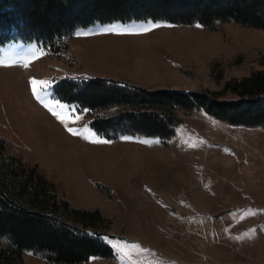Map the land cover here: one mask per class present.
<instances>
[{
    "label": "rangeland",
    "instance_id": "1",
    "mask_svg": "<svg viewBox=\"0 0 264 264\" xmlns=\"http://www.w3.org/2000/svg\"><path fill=\"white\" fill-rule=\"evenodd\" d=\"M153 24L160 27L151 28L152 42L145 38L135 42L138 58L131 55L136 46L131 48L129 40L111 45L122 48L117 50L124 55L122 59L129 58V64H134L129 75L103 77L124 79L142 87L220 92L226 82L245 78L252 70H264L260 61L264 57V32L238 25L209 32L197 26L167 23L94 24L76 31L72 39L77 41L80 36L111 27H133L123 32L135 34ZM103 44L96 41L94 46ZM89 46L92 45L81 44L76 48L86 51ZM151 46L157 51L164 49V61L170 60L179 72L153 57ZM74 48L72 44L70 50ZM68 49L69 45L67 52ZM40 50L43 49L35 43L0 46V64L12 65L0 66V123L8 129L18 151L62 181L67 198L72 180L79 182L81 177L74 174L66 178L61 170L44 164L43 159L48 154L58 156L61 147H67L72 155L78 152V147L99 148L94 163H100L90 164L87 172L92 174L91 184L97 191L101 192L93 181L112 188L109 200L101 192L106 210H94L99 211L103 220L96 224V231L105 234L103 240L113 248L115 256L94 258L87 264H264V216L251 215L245 210L253 206V201L256 206H264V192L254 194L245 186H251L254 178L264 180V130L227 126L204 113L192 112L183 115L180 125L183 133L195 129L211 138L212 147H195L196 141L191 143L192 147L167 145L163 147L162 157L155 150L140 148L138 155L131 151L132 147H114L116 158L112 163L113 147H107L108 143L89 142L97 136L83 132L84 128L89 129L84 114L52 95L54 79L89 75L75 72L82 65L69 52L75 63L72 69L69 61L44 50L41 54ZM38 54L39 58L35 59ZM24 58H30L27 67L23 66ZM138 63L141 68H150L144 70L146 75L135 67ZM213 65L222 68L218 81L211 74ZM95 66H99L98 62ZM32 78L49 82L47 94L41 93L42 99L65 119V124L34 98L29 83ZM40 87L38 84V92ZM221 95L223 99L228 98L227 93ZM57 103L65 107H57ZM67 128L82 132L89 140L70 134ZM193 138L199 139V136L193 132ZM83 193L93 197L85 187ZM73 197L78 195L75 193ZM22 261V264H48L32 254H25ZM9 264L18 263L10 261Z\"/></svg>",
    "mask_w": 264,
    "mask_h": 264
},
{
    "label": "trees",
    "instance_id": "2",
    "mask_svg": "<svg viewBox=\"0 0 264 264\" xmlns=\"http://www.w3.org/2000/svg\"><path fill=\"white\" fill-rule=\"evenodd\" d=\"M132 22L199 25L209 32L238 25L264 32V0H0V46L35 43L69 61L72 69L75 63L67 48L76 31ZM260 61L264 66V57ZM211 74L218 81L222 68L213 65ZM51 89L53 98L73 105L84 114L87 127L107 141L151 138L167 146L183 115L192 112L227 126L264 130V70L232 79L220 92L142 87L92 76L54 79ZM93 184L111 199L110 186ZM101 222L98 210L73 208L62 181L18 151L0 123V264H22L25 254L48 264L112 259L113 248L96 231Z\"/></svg>",
    "mask_w": 264,
    "mask_h": 264
},
{
    "label": "crops",
    "instance_id": "3",
    "mask_svg": "<svg viewBox=\"0 0 264 264\" xmlns=\"http://www.w3.org/2000/svg\"><path fill=\"white\" fill-rule=\"evenodd\" d=\"M113 24V23H112ZM115 28V27H111ZM133 28V27H131ZM131 28H116L114 31L111 32H105L103 30H97L92 33H88L87 36H80L77 41H73L72 37L70 38L69 43V49L68 52L73 55L76 58L77 63H81V69L75 70L77 73H83L84 75H89L92 77H103V76H128L131 67L134 66V64H129L130 59L125 58L122 59L124 55L120 54V49H115L112 46L115 44H118L116 42H121L124 40H129V46L135 47V49L132 51L131 55H134L136 57V53H138V47L135 42L140 38L148 39V41L153 40V36H151V32L153 30L147 31L145 34H141L144 31L135 32V34L129 33L128 30H132ZM125 29L127 30L128 34H124L123 32ZM156 31V30H154ZM110 36V37H109ZM76 40V39H75ZM119 40V41H118ZM96 41H102L105 44L103 46H94L96 45ZM115 41V42H113ZM152 42V41H151ZM74 44L75 48L71 51V45ZM83 45H92L89 46L86 51H81L80 48H76V45L78 47ZM112 45V46H111ZM151 55L155 58H158L162 61H164V58L162 57L164 54V49H161L157 51L156 47L151 46L150 48ZM164 51V52H163ZM167 53V52H166ZM128 55V54H127ZM138 58V57H136ZM128 59V60H127ZM99 64V66H95V63ZM100 62V63H99ZM165 62V61H164ZM104 63L111 64V65H105ZM166 63V62H165ZM168 67L172 71L179 72L176 69V66L174 63H172L170 60L166 63ZM112 65H114L112 67ZM139 63L135 64V67L139 69L140 72L146 75L145 69L149 70L150 68L144 67L141 68ZM167 67V66H166ZM207 116V115H206ZM86 124V123H85ZM87 126V125H86ZM181 126L179 127L177 131L176 137L171 140L168 143L167 147H192L191 143L193 141L195 143V147H212L213 141L210 137H206L205 135H202L201 133L197 132L195 129H188L186 133H183V130L181 129ZM193 132L196 136H199V139L193 138ZM125 138V137H124ZM124 138H121L117 141H109L107 147H113L112 148V155L111 159H113L112 163L115 162V148L114 147H132V150L134 154L140 153V148L155 150L154 153L159 154L161 157L163 156V147L164 144L159 139H151V138H143L145 140H140L138 138H129L128 141ZM197 140L199 141V144H197ZM215 144V143H214ZM221 145V144H220ZM219 145V147H220ZM138 147V148H134ZM130 150V148H129ZM77 153L71 154L69 151H67V147H61L60 153L58 156H54L51 154H48L43 160V163L61 170L62 173H64L66 178H71L72 175H76L79 178L81 177V180L78 182L72 180L71 188L69 189V201L71 203V206L75 209H84V210H94L99 209L100 211L106 210V206L104 203V195L103 193L97 191L93 185L91 184V175L87 172V167L90 164H96L94 163V160L97 159L99 156V148L96 147H78ZM136 157V155H134ZM111 162V161H110ZM100 162H98L96 165H99ZM74 175V176H75ZM261 185V186H260ZM248 191H251L254 194H259L260 191L264 192V180L260 182L259 178H254L251 186L249 184H245ZM84 187L89 189L92 192V198L87 196V194L83 193ZM243 190V189H242ZM244 191V190H243ZM137 194H139V190L135 191ZM76 193L78 195V198L73 197ZM73 194V196H71ZM133 198L134 194H132ZM90 198L89 200L87 198ZM97 200H94V199ZM78 199H81L82 201H79ZM87 199V202L85 200ZM253 200H256V198H252ZM253 205L252 207H248L245 210L249 211V214L251 215H261L264 216V206H256L257 204L253 201L251 203ZM121 208V206H120Z\"/></svg>",
    "mask_w": 264,
    "mask_h": 264
},
{
    "label": "snow or ice",
    "instance_id": "4",
    "mask_svg": "<svg viewBox=\"0 0 264 264\" xmlns=\"http://www.w3.org/2000/svg\"><path fill=\"white\" fill-rule=\"evenodd\" d=\"M154 27H160V25L153 24L151 27L145 28L142 31L147 32V31L151 30V28H154ZM197 27H200V26L197 25ZM114 30H115L114 28H106V29H104L105 32H111V31H114ZM77 35H79V33H77ZM40 51H41V54H42L43 50H40ZM34 58L35 59H38L39 58V54L36 55ZM29 59L30 58H24V64H23L24 67H27L28 66ZM0 66H12V65H3V64H0ZM29 83L31 85V90H32V94H33L34 98L38 102H40L42 104V106L45 107L53 116H55L60 121L61 124H65V119L62 116H60V114L57 113L54 110V108L52 106H50V104L45 103L44 99H42L41 93L47 94V87H46V85H48L49 82H47V81H39L38 82L35 78H32V79H30ZM38 84L41 86L39 92H38V89H37V85ZM56 106L57 107H60V108H64L65 107L64 105L59 104V103H57ZM65 126L67 127V125H65ZM67 130L72 135H81L83 139L89 140V137L87 135H83L82 132H80V131H74L72 128H67ZM83 132H89L92 136H97L96 133L91 132V130L90 129H87V128H84L83 129ZM124 139L125 140H128L129 138L125 137ZM89 142H92V143H105V144L106 143H109V141L104 140V139H101L98 136L94 140H89ZM133 247H136V246L133 245Z\"/></svg>",
    "mask_w": 264,
    "mask_h": 264
}]
</instances>
